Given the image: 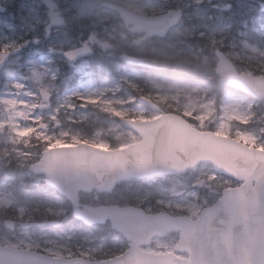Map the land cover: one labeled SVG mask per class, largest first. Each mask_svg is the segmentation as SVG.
I'll return each instance as SVG.
<instances>
[{"label":"clouds","instance_id":"1","mask_svg":"<svg viewBox=\"0 0 264 264\" xmlns=\"http://www.w3.org/2000/svg\"><path fill=\"white\" fill-rule=\"evenodd\" d=\"M45 3L40 0L36 9L47 15ZM81 7L76 0H57L63 30L79 26L94 33L98 39L93 54L123 53L128 43L123 17L111 31H99L94 19L80 18ZM137 7L160 16L172 9L176 22L163 35H135L131 44L143 53L154 43L165 42L173 52L164 65L141 59V83L133 87L142 107L122 111L130 118L157 114L162 118L150 123L115 121L113 131L104 135L95 128L83 132L73 127L79 120L76 111H69L75 101L59 93L61 69L47 68L42 84L34 85L33 103L42 108L33 119L44 121L39 131L23 137L11 126L2 130L0 156L32 181L34 193L44 194L26 195L0 213V253H23L25 241L35 246L33 252L56 246L59 240L52 234L28 231L37 220L59 227L76 221L73 235L98 241L87 264H134L135 259L152 264L151 252L160 250L197 254L203 264H264V153L230 139L244 131L264 144V0H148ZM226 100L238 107L246 122L243 128L230 117ZM3 111L6 119L17 116L7 106ZM178 124L209 135L194 144L177 143L172 129ZM225 130L228 137L215 135ZM41 134L65 142L86 135L111 145L118 165L73 186L82 204L107 203L116 215L92 221L76 211L57 179L64 171L48 167L53 154ZM121 145L127 146L125 150H118ZM226 157L231 163H225ZM193 225L199 229L195 234ZM229 231L241 236L243 243L231 252L212 254L208 261L207 241L224 238ZM55 235L63 239L60 233Z\"/></svg>","mask_w":264,"mask_h":264},{"label":"rangeland","instance_id":"2","mask_svg":"<svg viewBox=\"0 0 264 264\" xmlns=\"http://www.w3.org/2000/svg\"><path fill=\"white\" fill-rule=\"evenodd\" d=\"M99 1L102 0H88L87 3L85 2V0H76V2L82 5L80 15L83 17L91 15V10L93 11V9H96L95 3ZM146 2H148V0H131V3L129 5L135 11L151 14L137 7L138 4ZM233 2H237V0H234ZM0 3H2L5 7L9 8V12L13 11V13L7 14V18L9 19L7 21L8 23L2 26L0 30V51H6L11 54L4 71L0 73V144H3V129L11 126L15 134L23 137H30V134L33 133L35 135V133L39 131L38 126L44 123L43 119L38 121L33 119L34 113L41 111V105L33 104V101L36 99V87H39L42 84L45 78L46 69L50 67L49 64L54 67L53 63L57 56L50 53H47L46 55L44 54V51L42 52V50L33 49L32 51L30 49V30H32L33 42L39 41L42 37L46 35L49 44L52 46V49L55 50V53L58 56H60V51L57 50V48H64L62 46L69 45L70 40L69 37L65 34V32H52L51 35L45 33V31L48 29L47 24H45L39 18L30 17V0H0ZM94 14L95 18L93 19L95 20L96 26H98V28L103 27L107 28L108 31H111L114 26L121 23L120 20L112 16V14H110L106 10H101L100 8H98V12ZM38 26L39 30H36ZM37 31L39 32L37 33ZM83 32L86 35V39L88 38V36L93 34L86 28H83ZM133 37V35L129 34L126 31V38L128 40V43L125 44L126 46L124 45L123 48H131L134 52L138 54L155 59L158 62H162L163 65L167 64V61L169 60V57L172 55L173 52V49L169 47L167 43L158 41L151 45L143 53H141V51L136 45L131 44V40ZM113 42L115 43V41ZM4 45H8V47L5 48ZM15 45H20V48L17 51H12L11 49ZM40 47L45 50L43 46ZM84 67L76 68L73 71L65 70L64 72V74H74L75 77H79V79L77 80L78 84L74 87L75 89H72L70 93L64 94L66 96H70L72 99L75 97V104L73 107L69 108L70 112L76 111L77 116L82 119V116H86L85 110L87 108V105L90 108L94 109L103 107L104 109L102 110L106 113H109L110 115L112 114L113 116L118 118H122L128 115L126 112L122 111L123 108H140L137 105L133 106L132 104H129L128 102L131 101L130 98H126V100H117L114 97L107 98L106 96H104L103 92L95 90L92 84L88 82L89 76L86 75L83 69ZM118 72L120 74L118 78L121 80L129 81L131 83H141V72H138L136 70H128L126 69V67L118 69ZM29 76H31V80L29 79ZM34 85L36 87H34ZM124 103H126L127 105H124ZM35 105L37 109H35ZM116 105L118 106V108L113 110L114 106ZM5 106H7V109L9 111L15 109L17 112V116L13 119H6V113L3 111V108ZM80 106L82 109H79ZM225 106H228L230 108V117L236 121L241 122V128H243L246 122L244 121V117L239 114L238 107H236L235 104H232L230 101L227 100ZM155 116L145 117L143 115H136L131 118H134L136 120H145L154 118ZM19 117H22L23 120H21ZM22 124H27L28 127H22ZM100 125L105 127L98 129L101 135L113 131V123H111L110 125L109 123H107V125ZM216 134L228 136V131H219ZM81 136L84 137V139ZM81 136H75L70 141H67V143L71 145L72 143L76 144L79 142H87L101 149H109L111 147L109 143H106L103 140H93L85 135ZM41 137L45 142L54 143V146L64 145L62 144L63 140L59 138H51L49 135L46 134H41ZM233 138L251 148L264 150V144H258V137L250 133H246L244 131H237ZM125 146L126 145H121L120 147ZM4 158L6 160L0 162V177H2V180L0 181V213H3L5 210L10 209L17 199L22 200L25 198L26 195H32L28 194V191L30 190V188H32V185H30V179L26 175H24L18 167H12L11 165H9L7 162V158ZM7 171L10 174L9 178L5 176ZM9 183L11 187L9 186ZM13 183H17L18 186H21V188H23L27 194L25 196L22 195L21 197L15 196V200L11 198L8 193H12L11 189L15 188V185ZM8 187H10V189H8ZM83 204L91 206L108 205L107 203ZM73 230L74 229H71L66 232H59L57 230H33L29 232L52 234L53 239L59 240L56 246L40 248L37 251L58 258L80 257L86 260L92 259L94 253L91 250L94 244L98 241L84 240L83 237L79 234L73 235ZM56 233H60L63 236V239H59V237L55 235ZM24 247L25 249H32L35 246L30 245L27 241H25ZM77 249H79V251H77ZM162 252L167 253L171 251H153V253Z\"/></svg>","mask_w":264,"mask_h":264},{"label":"water","instance_id":"3","mask_svg":"<svg viewBox=\"0 0 264 264\" xmlns=\"http://www.w3.org/2000/svg\"><path fill=\"white\" fill-rule=\"evenodd\" d=\"M170 15L173 14L168 13L160 17L149 18L132 14L130 15L129 20L126 21V24H131L134 26L132 32L145 33L146 37L156 34L163 35L167 33L168 29L176 22V17L174 16L172 19H170ZM84 50L85 49L79 50L77 53H70L69 56L73 57L75 54H77L79 57L83 56L85 55ZM7 58V54L2 52L0 53V69L3 68ZM124 59L132 65L142 66L139 60L126 57H124ZM169 119L175 120L176 118L170 117ZM150 122L152 121L144 123ZM207 135H209V133L197 132L196 130L191 129L189 125L181 126L178 124L174 125L172 129L173 140L177 143L191 142L194 144L199 137ZM233 142L238 143L234 140ZM240 145L243 146L242 144ZM202 147L205 146L202 145ZM49 151L53 154V156L48 161V167L53 171H56L57 169H62L64 171V175L57 177V179L66 188L69 199L73 201L76 211L80 215L92 221L101 220L108 215H116L114 207H84L79 209L78 199L76 196L78 189L73 186L74 183H86L90 174H96L98 171H102L105 167L118 165L119 161L113 155V151L106 152L92 148L88 149L86 147L55 148ZM256 152L264 153L260 151ZM225 163H231V160L226 157ZM165 223L166 221H161V224ZM33 226H37V224H32L30 227ZM192 231L195 234L199 231V229L197 226L193 225ZM242 243L243 238L232 231H229L224 238L210 239L206 244L209 251V256L207 259L208 261H211L212 254L214 253H219L221 251L231 252L234 248L240 246ZM151 257L153 258L152 264H177V262H179V264H203L202 258L197 254H189L187 259H178L173 254L151 255ZM0 264H87V261L82 259H55L26 250L23 253H0ZM134 264H145V261L142 259H135Z\"/></svg>","mask_w":264,"mask_h":264},{"label":"flooded vegetation","instance_id":"4","mask_svg":"<svg viewBox=\"0 0 264 264\" xmlns=\"http://www.w3.org/2000/svg\"><path fill=\"white\" fill-rule=\"evenodd\" d=\"M39 2H40V0H30V17L39 18L41 21H43L45 24H47L48 29L45 31V33H48L51 35L52 32L53 33L65 32V34L69 37V40H70L69 45L62 46L64 48H57V50L60 51V56H58L55 53V50L52 49V46L49 44L46 35L44 37H42L39 41L33 42L32 41V30H30V49L32 51H33V49L34 50L35 49L36 50H42V52L44 51V54H46V55H47V53H50V54L57 56L55 58L54 63H53L54 69L59 67L61 69V72H62V71L67 70V69L73 71L76 68H82L84 66H85V68H94V67H98L101 65H106L107 68H113L115 65L121 64L119 62L121 55L125 54L128 56L138 57V58L145 57L141 54L134 52L131 48H128V47L123 48V53L118 50L115 53V56L101 57L98 54H93V48L96 47V41L98 39V37H96L94 35V33L92 35H90L92 37L91 39H89L90 36H88V38L86 39V35L84 34L82 27L73 26L69 31H64L63 30L64 18L62 15H60V13L57 10V0H46L45 7H47V9H48L47 15H44L43 9H40V10L36 9V5ZM61 2H64V0H61ZM85 2L87 3L88 0H85ZM103 3H113L116 5L122 6L124 8H128L134 12L141 13V12L135 11L132 7H130L129 4L131 3V0H102V1L95 3L96 9H93V11L91 10V13H92L91 15H88L85 17L80 15V18L81 19H93V18H95L94 13L98 12V8H100L101 10L108 11L110 14H112V16H114L115 18H117L118 20L121 21L120 15L117 16L116 11L111 10L108 7H104ZM9 11H10L9 8H6L5 14L0 13V21H3L4 19H6L5 15L7 13H9ZM142 14H146V13H142ZM4 16H5V18H3ZM52 16L55 17L54 19L56 22L60 23L59 26H52L51 25ZM102 29H105V28L102 27V28H98L97 30L103 31ZM36 30H39V26L36 28ZM126 31L129 33L128 29H126ZM38 32L39 31H37V33ZM55 38H57V37H55ZM49 39H50V37H49ZM85 41H87V43H85ZM40 46H43L45 48V50L42 49ZM85 47H88L90 50L89 51L90 54L87 57L82 58V59H78V60H70L69 63H67V64L64 62L66 60L64 58L66 52L75 51L77 49H81V48H85ZM123 66L130 68L129 66H126V65H123ZM60 79H62V75L59 78H57V81ZM115 121H119V119L115 118L114 122ZM30 190L34 191L33 187L30 188Z\"/></svg>","mask_w":264,"mask_h":264},{"label":"trees","instance_id":"5","mask_svg":"<svg viewBox=\"0 0 264 264\" xmlns=\"http://www.w3.org/2000/svg\"><path fill=\"white\" fill-rule=\"evenodd\" d=\"M138 83L139 82H132V83H130L129 84L130 85V88H128L129 91H127L126 90L127 89L126 88L127 87L126 86L127 83L125 82V80H120V79H116L115 78L114 85L113 86L115 87V89H116V91H117V93H118V95L120 97L126 98V96L129 95V97L132 98V97H136L137 96V92H136V90H134V87L133 86L136 85V84H138ZM132 100L130 102H132Z\"/></svg>","mask_w":264,"mask_h":264},{"label":"bare ground","instance_id":"6","mask_svg":"<svg viewBox=\"0 0 264 264\" xmlns=\"http://www.w3.org/2000/svg\"><path fill=\"white\" fill-rule=\"evenodd\" d=\"M168 62H169V60H168Z\"/></svg>","mask_w":264,"mask_h":264}]
</instances>
